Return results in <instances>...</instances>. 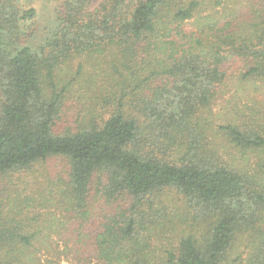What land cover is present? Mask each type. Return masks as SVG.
Instances as JSON below:
<instances>
[{
    "label": "trees",
    "instance_id": "1",
    "mask_svg": "<svg viewBox=\"0 0 264 264\" xmlns=\"http://www.w3.org/2000/svg\"><path fill=\"white\" fill-rule=\"evenodd\" d=\"M25 1L0 0V264L57 237L83 262L264 264V0H64L43 26ZM91 55L92 116L59 130Z\"/></svg>",
    "mask_w": 264,
    "mask_h": 264
},
{
    "label": "rangeland",
    "instance_id": "2",
    "mask_svg": "<svg viewBox=\"0 0 264 264\" xmlns=\"http://www.w3.org/2000/svg\"><path fill=\"white\" fill-rule=\"evenodd\" d=\"M64 0H26V4H30L35 7L38 12L39 21L41 26L49 24V20L53 18L54 11L56 7L62 4ZM101 0H91V7L95 8ZM208 2H213L212 0L205 1L203 5L196 12L197 16H204L208 13H211V5ZM222 7V6H221ZM68 65V64H67ZM98 62H95L94 56H86L80 57L68 65V69L64 72L66 74H62L64 78L70 79L73 82V91L70 93L67 98L66 106L64 108L65 117L59 125V130H65L67 128H78L81 124L84 125L88 122L93 113V103H94V88H92L91 83L94 82V68L98 67ZM238 88H234L236 91ZM91 92V93H88ZM92 98V99H91ZM230 98V94H228L223 102L228 104V99ZM225 103H221L214 107V114L217 116L218 114L228 113V110L225 106ZM230 108V107H229ZM89 109V115L81 122L78 123L79 118L82 114L87 113ZM221 116V115H220ZM220 116H217L218 118ZM225 158H230L228 155H224ZM59 161V167L63 168L64 163L61 160ZM61 162V163H60ZM250 162H253L250 160ZM59 212V215L64 216V214L60 210H56ZM76 221V220H75ZM89 227V225H86ZM171 238V233L166 231L163 232V235H158L153 242L156 245H160L161 242H169ZM56 242L53 244L52 250L48 251L45 249L39 250L37 253V257L41 264H99L94 261V257H91L88 254L89 262H83L76 258L74 254L71 253H63L65 247L58 243L59 237ZM156 248V247H155ZM155 254H159L160 251L157 249L153 251ZM158 256L154 255L153 258L157 259Z\"/></svg>",
    "mask_w": 264,
    "mask_h": 264
}]
</instances>
